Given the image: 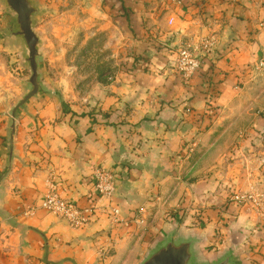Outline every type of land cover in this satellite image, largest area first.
I'll use <instances>...</instances> for the list:
<instances>
[{
	"label": "crops",
	"instance_id": "crops-1",
	"mask_svg": "<svg viewBox=\"0 0 264 264\" xmlns=\"http://www.w3.org/2000/svg\"><path fill=\"white\" fill-rule=\"evenodd\" d=\"M30 1L34 29L41 2ZM3 2L10 24L1 30L0 50L16 53L17 42L30 67L25 39L14 33L17 16ZM89 6L120 23H128L129 8L136 11L131 18L139 38L121 50L142 56V68L136 62L135 75L123 72L72 101L42 81L43 37L36 33L38 92L18 106L32 88L30 67L23 81L29 87L9 111L0 95V264H143L170 240L191 242L190 264L228 257L229 264H264V213L231 196L250 184L264 189V72L256 69L264 55V0H96ZM120 34L131 42L129 31ZM207 37L215 40L212 53L184 85L171 75L176 52L198 48ZM207 107L218 112L209 126L196 120L208 116ZM188 146L192 151L184 154ZM96 166L113 172L111 200L95 192ZM51 180L64 198L100 207L89 224L71 227L41 207ZM161 198L167 207L189 204L188 214L165 220ZM228 200L223 213L217 207ZM109 206L120 209L123 222L111 219ZM139 209L158 212L143 218L152 221L143 233L133 221ZM218 223L223 235L216 240Z\"/></svg>",
	"mask_w": 264,
	"mask_h": 264
},
{
	"label": "rangeland",
	"instance_id": "rangeland-1",
	"mask_svg": "<svg viewBox=\"0 0 264 264\" xmlns=\"http://www.w3.org/2000/svg\"><path fill=\"white\" fill-rule=\"evenodd\" d=\"M39 1L41 2V8L40 13L36 17L34 30L40 37H43L40 49L41 56L38 58L42 81L48 82L50 84L49 86L55 88L63 97H67L72 101H80L83 97L89 96L103 85L111 83L113 79L120 77L123 72L128 73L130 76L135 75L137 70H134V63H138L136 65L137 69L139 67L142 68V56L135 54L134 50L128 55L121 50L122 43H124L123 48H125L127 44L131 46L133 38H139L135 22L131 18L132 12H136L135 10L127 8L129 11L128 23H120L109 21V17H103L102 12L97 14L92 12L89 5L96 0ZM118 7L115 4L113 5L112 10L115 9L113 11L114 13L120 12ZM103 8L106 9V6H103ZM8 17V10L3 0H0V36L2 35L1 30L4 28L8 29L9 27L10 21ZM121 30L129 31L131 34V42L129 41L127 43L126 38L121 37ZM3 38L4 36H2V43H6V39ZM12 43L16 47V53L11 52L9 54L6 50H0V95L3 97V109L7 111L12 108L14 103L22 98L27 90V86L29 87L27 84L24 85L23 81L30 75V67L23 60L22 48L17 42L13 41ZM129 60L130 64L123 68V62H128ZM171 69V75L180 76L184 81V85H187L191 81L181 76L176 59L173 60ZM207 109L206 114L208 116L202 115L201 117H197L196 120L199 123L204 122L206 126H209L215 121L218 112L211 107H207ZM261 112L262 109L254 113L261 114ZM198 132H202V129H199ZM191 149L192 146L184 147L182 152L184 154H190ZM173 165L178 166L177 169L180 168V165L177 163ZM112 197L107 200H111ZM162 198L159 202L162 205L158 203L155 206L157 207V211L160 210L158 207L160 205L162 206L160 214L165 220L172 218L182 221L181 217L179 218L181 212L185 210L184 214L182 213V217L188 214L186 212L189 209V204H185L186 206L182 204L180 206L179 204L173 208L171 206L167 207L164 205L165 199L162 200ZM228 204L229 200L220 208L219 206L217 208L221 209L223 213H227ZM109 207L116 208L113 206ZM150 211L139 209L136 217L133 219L139 226L141 225L142 233L147 229V225L152 223L151 220L147 222L143 218L148 219L154 217L159 212L151 211L152 214ZM206 211L207 208H203L199 214L203 215ZM107 213L109 214V212ZM118 213L115 218L113 214H109L115 223L124 221L121 218L122 213H120L119 208ZM130 221L125 222L130 223ZM222 225L218 223L217 227L214 228V237L216 240L223 235L221 231Z\"/></svg>",
	"mask_w": 264,
	"mask_h": 264
},
{
	"label": "built area",
	"instance_id": "built-area-1",
	"mask_svg": "<svg viewBox=\"0 0 264 264\" xmlns=\"http://www.w3.org/2000/svg\"><path fill=\"white\" fill-rule=\"evenodd\" d=\"M215 40L211 37L203 38L198 48H193L189 45L181 46L177 50V67L180 70L181 76L186 80H191L194 74L200 69L204 59L209 56L214 48ZM258 72H264V55L258 60L256 64ZM93 180L95 192L100 197L110 199L115 190L114 175L111 171L96 166L94 168ZM233 200L244 205L252 207L258 213H264V189L258 185L250 184L249 190L246 192H237L232 195ZM41 207L52 212L57 216L65 219L72 227L80 228L86 226L90 222L92 213L98 208L82 207L74 200H68L59 193L58 185L51 180L48 183V190L42 201ZM105 208V207H104ZM107 208V207H106ZM109 214L113 217L117 216L118 208L108 207Z\"/></svg>",
	"mask_w": 264,
	"mask_h": 264
},
{
	"label": "water",
	"instance_id": "water-1",
	"mask_svg": "<svg viewBox=\"0 0 264 264\" xmlns=\"http://www.w3.org/2000/svg\"><path fill=\"white\" fill-rule=\"evenodd\" d=\"M8 7L17 16V29L15 34L22 36L25 39L28 57L31 67V90L22 98L18 106H21L27 99L34 96L40 87L38 74V60L40 38L33 29L32 14L35 12V7L30 0H6ZM191 242L185 241L176 244L174 241H169L163 244L162 247L155 250L143 264H190L191 259ZM230 258H225L215 264H229Z\"/></svg>",
	"mask_w": 264,
	"mask_h": 264
},
{
	"label": "trees",
	"instance_id": "trees-1",
	"mask_svg": "<svg viewBox=\"0 0 264 264\" xmlns=\"http://www.w3.org/2000/svg\"><path fill=\"white\" fill-rule=\"evenodd\" d=\"M125 10H126V9H125ZM128 12H129V11H126V15H127V16H128Z\"/></svg>",
	"mask_w": 264,
	"mask_h": 264
}]
</instances>
